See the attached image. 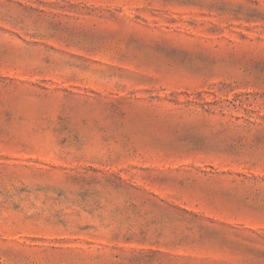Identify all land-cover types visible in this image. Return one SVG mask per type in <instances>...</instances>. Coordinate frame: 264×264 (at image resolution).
<instances>
[{
	"label": "rangeland",
	"instance_id": "obj_1",
	"mask_svg": "<svg viewBox=\"0 0 264 264\" xmlns=\"http://www.w3.org/2000/svg\"><path fill=\"white\" fill-rule=\"evenodd\" d=\"M0 264H264V0H0Z\"/></svg>",
	"mask_w": 264,
	"mask_h": 264
}]
</instances>
